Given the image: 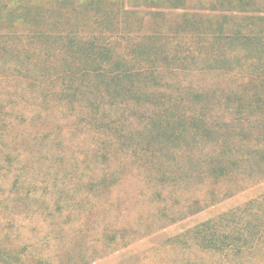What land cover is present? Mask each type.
I'll list each match as a JSON object with an SVG mask.
<instances>
[{
	"label": "rangeland",
	"instance_id": "rangeland-1",
	"mask_svg": "<svg viewBox=\"0 0 264 264\" xmlns=\"http://www.w3.org/2000/svg\"><path fill=\"white\" fill-rule=\"evenodd\" d=\"M254 7L0 0V264H264V171L198 163L255 135L231 127L256 124L264 106L242 114L231 98L264 73V46L232 38ZM80 36L102 50V72L123 60L159 68L164 106L154 96L124 108L94 84L98 64L81 59ZM165 107L204 116L208 131L154 140L146 125Z\"/></svg>",
	"mask_w": 264,
	"mask_h": 264
},
{
	"label": "trees",
	"instance_id": "trees-1",
	"mask_svg": "<svg viewBox=\"0 0 264 264\" xmlns=\"http://www.w3.org/2000/svg\"><path fill=\"white\" fill-rule=\"evenodd\" d=\"M96 0H72V6L76 5H90ZM100 3L105 1H119L121 2H130L137 3L138 5H146L149 7H165V8H178L180 4L184 3V0H98ZM261 1V0H259ZM240 4L244 5H253L256 4L258 7H254L251 9H247V11L251 10L252 14H244L241 13L240 19L247 21L244 24V27L235 28L233 32L232 38L235 40H242L245 42H252L255 41L257 44L264 46V29L263 28H253V20L261 19L264 20V11L262 9L261 3L257 0H237ZM257 8V9H255ZM257 10L262 13H257ZM239 18V15L237 16ZM239 25V24H238ZM75 37V34L74 36ZM72 37V38H73ZM78 38V37H77ZM80 41H77L78 44L83 40L82 45L80 44L79 53L81 59L87 58L92 59L93 62L97 63V68L90 67L88 70L90 71L92 77L94 78V84H102L106 93L111 97L115 98L116 96L120 95L121 100L120 103H123L124 108L126 106H130V102H148L152 103L154 100V96L156 98L157 105H161V108L164 106V102L167 99L166 93L162 92V89L155 85H161L162 81L165 80L163 75H159L160 69L154 68H143L141 66L136 67L135 69L129 66L131 63L129 61L123 60V62L119 61V64H122V69H116V71L112 72H102L100 61L98 62L97 59L104 58L102 54V50L97 48L93 41L85 40L82 36L79 37ZM82 39V40H81ZM138 50L140 53H146L144 50L143 45L140 43L137 44V47L132 48V50ZM74 50H72L73 52ZM78 53V52H77ZM135 51L130 52L132 55V60L137 59V63L141 62L138 57L135 58L136 54ZM79 56V57H80ZM141 56V55H139ZM134 62V61H133ZM121 68V66H119ZM241 84L243 85V89L238 92H246V98H241L237 96V98L231 97L235 100V108L236 111L239 113H243L244 109L246 108L247 104H250L253 100L256 102L262 101L264 102V73L256 74L252 73L247 79L240 80ZM167 83V82H166ZM165 83V84H166ZM241 86V85H240ZM133 102V103H135ZM118 108V106H117ZM169 110V112H168ZM251 110V109H250ZM235 111V112H236ZM168 112V115H167ZM260 113L253 115L252 120L256 124H250L247 126H237L231 125V127L237 128V132H249L254 133L255 135L252 138L246 139H236V140H225L224 143L229 146L230 153L229 155L220 154L219 156L210 151L207 154H203V159L199 160V164L203 163L207 166L208 170L216 171L217 173L224 174L225 172H229L227 169V165L235 166L239 168L240 166L247 167L246 169L252 171L251 168H254L257 172L264 171V123L260 124L261 121L264 119V106L261 107L259 110ZM157 117L149 119L148 125H146V130L149 132L150 137L154 140H158L159 138H164L165 140L171 141L176 140L177 138L180 140L182 138L184 141H187V134H197L198 131L201 132V129L204 132H207L209 126L204 123L202 118H197L196 115L190 113L185 114L184 112L177 111L175 114L170 113V109L168 107L163 108L162 112H156ZM169 117L172 120L169 119ZM198 120V122H196ZM117 120L111 121L113 125H116ZM189 121V128L187 131H182L181 128L185 125L183 122ZM241 121H237L240 123ZM141 132V131H139ZM180 137V138H179ZM217 141V140H216ZM216 144L219 143L216 142ZM263 166V168H261ZM206 229L213 230L212 235L216 234L213 225L210 226L207 223ZM200 233V230L197 229V234ZM204 237V235H203ZM206 237V235H205ZM208 238V237H207ZM210 246L216 247V239L214 236H210L207 240ZM225 241L223 239L220 240V247H223ZM238 247L239 245H236ZM239 248V247H238ZM241 248V247H240Z\"/></svg>",
	"mask_w": 264,
	"mask_h": 264
}]
</instances>
